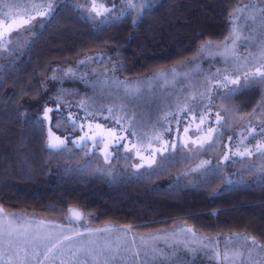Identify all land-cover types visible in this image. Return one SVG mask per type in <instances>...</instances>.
<instances>
[{"label": "trees", "instance_id": "1", "mask_svg": "<svg viewBox=\"0 0 264 264\" xmlns=\"http://www.w3.org/2000/svg\"><path fill=\"white\" fill-rule=\"evenodd\" d=\"M102 1L110 20L99 25L58 0L31 41L0 58V209L64 223L76 209L89 228L119 225L142 235L184 224L199 235L238 236L264 248V149L257 148L264 145V119L241 125L227 119L258 108L264 114V82L256 75L264 62L216 64L144 87L169 77L207 43L231 40L236 13L264 0H152L138 14L137 0L134 8L128 0ZM44 3L0 0V33ZM66 68L81 70L67 75L75 80L110 76L118 98L102 102L60 79L46 90L54 70ZM246 74L255 79L245 83ZM198 91L209 106L199 119L189 115L183 125L178 114L176 123L150 122L158 107ZM216 106L226 118H218ZM193 133L202 139L184 146ZM56 140L63 145L50 147ZM129 148L133 155L125 157Z\"/></svg>", "mask_w": 264, "mask_h": 264}, {"label": "rangeland", "instance_id": "2", "mask_svg": "<svg viewBox=\"0 0 264 264\" xmlns=\"http://www.w3.org/2000/svg\"><path fill=\"white\" fill-rule=\"evenodd\" d=\"M68 1L94 20V24L100 25L110 20L107 13L97 16L96 12L91 11L93 0ZM100 1L103 2L97 0V3ZM137 1L136 10L133 11L135 14L140 13L152 2ZM256 7L238 11L236 16L234 15L235 30L231 40L219 46L213 45L212 42L207 43L199 56L174 68L169 77L164 75L146 81L144 87H162L175 81L172 75L178 78L195 69L213 67L216 64L238 62L237 65L243 66L263 63L264 5ZM34 17L30 24L22 25L19 29L13 21L21 24L23 17L9 21L15 29L0 42V58L16 52V49L19 50L31 41L48 19V16L45 18L38 14ZM85 62L92 61L88 59ZM56 72L55 69L48 78L46 90L50 88L52 79H60L81 90L89 91L102 102L116 99L120 94L118 81L110 76L95 75L90 79L81 77L75 80L67 75H82L81 70L77 68ZM111 85L115 87L113 91L110 90ZM203 89L204 86L201 90ZM201 93L202 91H198L195 96L182 99L180 103L158 107L152 113L150 122L159 125L163 119H167L170 123H176L174 118L178 114L182 116L183 125H188L192 120L189 115L199 114V119L204 109L209 108L208 97ZM41 99L26 105L29 109L34 108L40 105ZM259 110L260 108L240 118L228 116L227 119L232 125L249 121L262 122L264 114ZM215 111L218 118H226L224 107L216 106ZM194 135L187 134L186 138L189 140L183 143L184 146H197L195 142L201 140L202 136L197 135L195 138ZM108 138H112V135ZM55 143H58V140ZM127 150L123 155L131 157L132 149ZM72 210L78 212L79 216L73 215ZM72 210L69 214L71 221L66 220L64 223L47 217L0 209V264H38V261H43V264H264L263 246L251 239L232 235L206 237L193 232L184 224L146 235L137 234L130 228L119 225L89 228L83 214L76 209Z\"/></svg>", "mask_w": 264, "mask_h": 264}, {"label": "snow or ice", "instance_id": "3", "mask_svg": "<svg viewBox=\"0 0 264 264\" xmlns=\"http://www.w3.org/2000/svg\"><path fill=\"white\" fill-rule=\"evenodd\" d=\"M58 3V0H45V3L41 5L42 7V11H38V15L41 16V17H47L49 15H51V13L55 10V7L54 5ZM128 7L129 8H134L135 7V4H133L132 0H128ZM91 11H94L96 12V15L97 16H100V15H103L105 13H108L111 11V9L109 8H106L103 6V3H97V0H93V5H92V9ZM121 14L123 15V10L121 11ZM27 15V18L26 19H23L21 24H16L15 21H13V24H15V27L17 29H19L22 25H28L31 23V20L35 19L34 16H32L30 13L29 14H26ZM135 23V21H134ZM13 24H8L7 25V29L5 32L3 33H0V42H3L5 37L8 36V34L13 30ZM256 75L258 77H261L262 79L260 80V82H264V71H261V69H257L256 71ZM225 79L227 80L228 77L226 76ZM255 78L251 77L250 74H246L245 76V83H248L250 82V80H254ZM238 81H233V83H237ZM230 91H234V90H230ZM111 112V109L109 110ZM117 123H119V121H117ZM187 130V129H186ZM105 131H108L111 135L115 136V130H111V129H105ZM133 135H135V133H133ZM124 139V137H118V138H115L113 140V145L115 144H119L120 140ZM99 140L96 141L97 144H99ZM63 145V141H58V143L56 144H50V147H53V148H59ZM107 147V145H106ZM127 147V146H125ZM257 148L258 149H264V145H257ZM247 151V149H246ZM239 155H244V153H237ZM225 159H228L227 156H225ZM262 179H264V177H262ZM73 211V215L75 216H79V213L72 210ZM189 231H191V229H189ZM36 255L38 256L39 253L37 252ZM47 258V257H46ZM38 264H43V261H38Z\"/></svg>", "mask_w": 264, "mask_h": 264}]
</instances>
